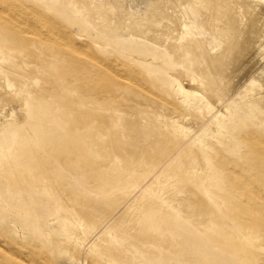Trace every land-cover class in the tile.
Returning a JSON list of instances; mask_svg holds the SVG:
<instances>
[{"label":"rangeland","instance_id":"374dc122","mask_svg":"<svg viewBox=\"0 0 264 264\" xmlns=\"http://www.w3.org/2000/svg\"><path fill=\"white\" fill-rule=\"evenodd\" d=\"M94 3L0 0V66L16 73L2 82L0 71V158L9 155L12 164L0 163V264H256L249 253L264 255V164L245 152L247 145L237 146L249 138L256 147L264 143V128L245 111L249 86L264 70V45L262 54L252 51L237 62L229 90L203 102L192 87L191 53L173 58L180 47L169 50L134 34L118 10L106 17ZM39 17L54 20L53 30L70 40L42 41ZM80 42L90 55L71 51ZM127 88L168 107L175 129L155 127L144 146L101 155L99 144L114 138L95 121L83 124L96 113L108 114L113 130L121 128L118 112L163 116L122 103ZM119 141L130 146L124 133ZM58 179L82 195L72 202L88 209L90 224L83 226L63 203ZM188 192L205 200L186 212L173 199ZM19 194L34 202L31 210L15 201ZM154 215L173 232L165 244L160 231L149 244L136 237ZM75 223L86 230L85 241L67 227ZM126 234L137 240L120 255L95 245L105 235L128 241ZM186 254L207 260L195 263Z\"/></svg>","mask_w":264,"mask_h":264},{"label":"bare ground","instance_id":"6f19581e","mask_svg":"<svg viewBox=\"0 0 264 264\" xmlns=\"http://www.w3.org/2000/svg\"><path fill=\"white\" fill-rule=\"evenodd\" d=\"M95 1L96 3H94V8L106 17L110 14H113L115 10H118L122 20L124 22L130 23L129 29L134 34L141 37H147L149 41H152L156 45L162 46V44H164L169 50L173 47H180V50L177 53H174L173 58H181L186 51L191 53V58L195 64L196 73V77H194V83L196 84L192 87L195 86L197 88H200V91H198V99L203 102H213L216 98H218V94L221 91H225L230 88L232 80L234 79L232 78L231 80V77L235 72L234 70H236L237 72L238 68L236 69V64L241 58H244L246 55L252 53V51H254L253 55L255 53H258V51L260 54H262L263 52L261 47L264 45V0H113L114 4L109 0ZM207 2L211 3L210 7L209 4L208 6L206 5ZM182 3H185L186 11L184 9V11H180L181 9H178L179 6L181 8ZM6 4L7 3H5V7L2 6V8L0 6V10L3 9V7L6 8ZM33 17L36 19L35 16ZM36 23L40 25L37 28V35H39V38L42 39V41L51 44H58L59 42H61V37L67 40H70L71 38V36L66 32L65 34L60 32L62 35L60 36L55 30H53L54 24H57L54 20L47 19L46 17H39ZM37 24L34 25L37 26ZM5 40L6 39L4 37L1 41L4 42ZM75 43H77V41H75ZM83 44L84 43H81L80 47L78 48L74 47L73 49H71V51L82 53L84 55H90V52L86 48L82 47ZM258 46H260L259 49H256ZM140 67L149 68V66L142 64L140 65ZM5 68L7 67L0 66V71L3 70V76L1 80L2 82L16 75V73H6ZM234 76L237 75L235 74ZM254 79L256 80L249 86L248 91L251 95H249L250 97L247 101L245 111L250 119L264 128V70L258 78ZM190 88L191 87H189L188 89ZM117 92L119 93L120 91ZM121 101L122 103L131 106L138 105L140 106V109L141 107H151L157 110H161L163 116L154 117L153 115H149L146 113L140 114L135 111L118 112V120L116 121V125L121 128L118 130H113L111 129L112 126L111 122L109 121L108 114H105L103 112L98 114L96 113L95 118L93 117L90 121L83 122V124L89 125L90 123H92V121H95L97 122V125L99 126L101 131L106 132V130H108L110 135L114 138L113 140H108L105 143L99 144L100 146H98V151L101 153V155H107L113 150L116 153H120V151L122 150L130 151V149H137L138 147L144 146L148 142V140H150L157 133V131H155V127L158 129L174 127L175 129L176 124H173L168 120V107H166L160 101L151 97H147L145 99L141 94L140 96L137 95L136 92L131 88H127L125 90V95L121 99ZM75 118L79 119L80 116L75 115ZM187 128L189 127L185 126L183 127V130L186 131ZM121 132L124 133L125 136H127L129 139L130 146L126 147L127 149L124 148L119 141L122 137ZM238 138L240 140L241 136ZM245 140L246 139H242L237 147L241 148L243 144L247 145L248 148L245 150V152L251 150L254 155L262 158L261 160L264 164V150H262L264 148V143L259 142L258 144H260L261 146L256 147L254 146V142L256 141L253 138H249L247 141ZM229 150L235 152L237 148L233 146L232 148H229ZM10 160L11 159L8 155L7 157L0 158V163H3V165H9L11 164ZM230 166L232 168L234 165L232 166V164H230ZM227 167L229 168V166ZM235 167H237V165ZM227 172L229 175V171ZM245 174L246 176L248 175V173ZM235 175L238 174L236 173ZM63 183L64 182L62 181V179H58L57 184H59V186H61L62 188L64 185ZM13 190H17V188L14 186ZM61 190L64 194L62 195L64 197L63 203H65L66 207H69L73 210V214H75V216L79 218V220H81L83 226L88 224L93 217L88 212V209L86 207H81L80 205H75L74 202H72L73 197L79 199V201H83L84 199L81 198L82 195L75 196L72 191L65 188ZM59 195L61 196V194ZM162 196L164 195L162 194ZM25 198V196L19 194L16 196L15 201L23 203L25 209L27 208L31 210V206L34 204V202L31 200L27 201L25 200ZM236 199L237 198H235V200ZM173 200V203L183 207V210L187 212L190 211L194 206H198L199 204L204 202L205 199L203 198L202 194L198 195L197 193L196 195H194L188 192L183 195H178ZM147 217L143 219V223L146 222ZM147 224V231L142 233L139 232L140 234L136 236L138 239L143 240L146 244H149V242L151 241V234L153 232H162L163 244H165L164 242H167L166 238L173 234V232H171L172 230H168L165 228L158 215L151 216V219ZM67 227H69L70 230H72L76 234L74 237L79 236L78 239H80L81 236L82 238L80 240L84 239V241L87 239V232L80 224H67ZM263 227L264 225L261 226L260 229L264 231ZM131 233L133 234V230ZM128 235L126 236L127 240ZM102 237L103 239H99V241L96 242L95 245H102L105 252H107L108 254L116 253L118 255L128 250L130 243L134 240H137L136 237L129 239L128 241H117V239L115 240L113 238L108 239L110 238L108 237V235ZM122 237L124 238V236ZM177 242H179V240ZM7 245L6 247L8 248ZM21 251V253H24V250ZM26 255L29 257L28 254H25V256ZM186 256L192 257V260L194 259L192 254H186ZM249 256L256 264H264V255L251 251L249 253ZM206 260V257H202V259L200 260L196 259L193 261L196 263L200 261L205 262Z\"/></svg>","mask_w":264,"mask_h":264}]
</instances>
